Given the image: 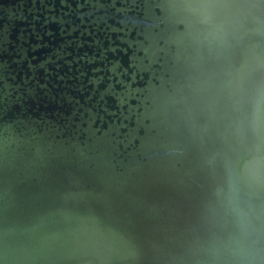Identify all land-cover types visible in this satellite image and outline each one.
Here are the masks:
<instances>
[{"label":"water","instance_id":"95a60500","mask_svg":"<svg viewBox=\"0 0 264 264\" xmlns=\"http://www.w3.org/2000/svg\"><path fill=\"white\" fill-rule=\"evenodd\" d=\"M0 264H264V0H0Z\"/></svg>","mask_w":264,"mask_h":264}]
</instances>
